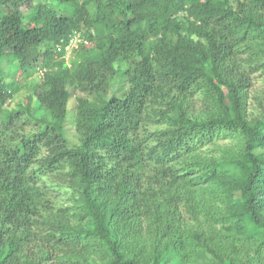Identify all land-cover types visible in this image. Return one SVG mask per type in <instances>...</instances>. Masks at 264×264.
<instances>
[{
	"label": "trees",
	"instance_id": "obj_1",
	"mask_svg": "<svg viewBox=\"0 0 264 264\" xmlns=\"http://www.w3.org/2000/svg\"><path fill=\"white\" fill-rule=\"evenodd\" d=\"M258 72L264 0H0V264H264Z\"/></svg>",
	"mask_w": 264,
	"mask_h": 264
},
{
	"label": "rangeland",
	"instance_id": "obj_2",
	"mask_svg": "<svg viewBox=\"0 0 264 264\" xmlns=\"http://www.w3.org/2000/svg\"><path fill=\"white\" fill-rule=\"evenodd\" d=\"M72 44H76V42H73ZM71 47V46H70ZM69 50V49H68ZM73 50L70 49L68 55L70 54V56L72 57L74 54L72 53ZM263 71V70H261ZM40 75H37L34 80L38 81ZM116 85L113 84V90H115ZM77 94V93H76ZM76 94H74L75 96H77ZM251 97L249 100V105H250V109L252 111H255L256 108H258V104L259 101L261 103H264V73L263 72H258L254 75V80H253V87L251 89ZM66 129L68 131V133L70 135H75V127H74V122L72 121V119H69V121L66 124ZM227 141H230L229 139H226ZM224 140V141H226ZM213 148V146H208V150L211 151V149ZM54 198L56 199V202L58 204H64L67 203V192L66 191H62L60 193L54 192Z\"/></svg>",
	"mask_w": 264,
	"mask_h": 264
}]
</instances>
